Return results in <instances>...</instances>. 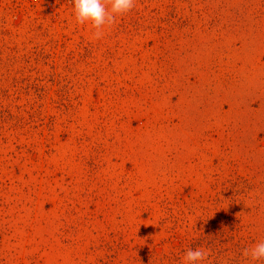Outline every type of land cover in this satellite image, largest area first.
Listing matches in <instances>:
<instances>
[{
    "label": "rangeland",
    "instance_id": "obj_1",
    "mask_svg": "<svg viewBox=\"0 0 264 264\" xmlns=\"http://www.w3.org/2000/svg\"><path fill=\"white\" fill-rule=\"evenodd\" d=\"M0 0V264H264V0Z\"/></svg>",
    "mask_w": 264,
    "mask_h": 264
},
{
    "label": "clouds",
    "instance_id": "obj_2",
    "mask_svg": "<svg viewBox=\"0 0 264 264\" xmlns=\"http://www.w3.org/2000/svg\"><path fill=\"white\" fill-rule=\"evenodd\" d=\"M135 7V0H74V15L78 23L91 21L96 30V39L102 38L104 29L115 24L117 17ZM243 255L253 261L264 260V241H258L251 248H245ZM208 252L189 248L183 256L184 264H200L206 260Z\"/></svg>",
    "mask_w": 264,
    "mask_h": 264
}]
</instances>
